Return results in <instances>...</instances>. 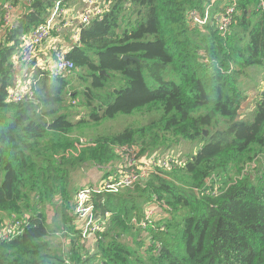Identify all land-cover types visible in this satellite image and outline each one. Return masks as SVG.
<instances>
[{
	"label": "trees",
	"instance_id": "1",
	"mask_svg": "<svg viewBox=\"0 0 264 264\" xmlns=\"http://www.w3.org/2000/svg\"><path fill=\"white\" fill-rule=\"evenodd\" d=\"M55 1L28 0L16 26L0 32V228L22 222L20 236L0 239V264H264V96L258 92L253 111L243 113L251 92L239 84L251 67H264L259 0H236L225 36L219 4L204 25L189 18L209 0H106L104 18L83 28L68 54L82 95L71 79L45 73L32 100L9 102L19 39L47 22ZM68 108L87 118L69 120ZM134 113L149 122L80 143L87 130ZM185 142L200 145L183 165L94 199L101 221L110 218L91 252L75 224L71 175L88 165L114 175L124 161L120 147L142 157ZM146 206L167 217L143 230L131 220ZM57 232L69 240L67 251Z\"/></svg>",
	"mask_w": 264,
	"mask_h": 264
},
{
	"label": "built area",
	"instance_id": "2",
	"mask_svg": "<svg viewBox=\"0 0 264 264\" xmlns=\"http://www.w3.org/2000/svg\"><path fill=\"white\" fill-rule=\"evenodd\" d=\"M15 1L0 0V7L3 10V15L0 18L1 34L5 35L16 26L17 21L12 19ZM84 1L87 3V7L83 9L78 17L80 28L76 33L77 41L71 48H64L57 41L52 40V32L62 22L66 23L64 19V0L55 1L52 13L46 23L36 26L29 33L20 37L19 47L16 49V53L12 59L16 81L10 89L9 102L21 103L32 100L34 96L33 87L45 73L65 79H69L75 75L76 65L68 58V54L80 45V32L82 29L89 26L93 21L102 20L111 6V3L106 0ZM232 1L228 3V0H209V4L203 12L193 10L190 12L189 18L204 25L211 18L210 11L213 10L216 4H219L220 11L216 14L220 16L218 18L219 29L222 31L221 34L225 36L239 12V4H236V0H234V3ZM257 10L262 11L264 14V0H259ZM45 45H49L51 48V58L50 62L41 63L37 59L38 53ZM261 91L264 92V79ZM79 140L82 145H87L93 141H82L81 138ZM94 145L92 144L91 146ZM117 152L124 158V161L119 168L114 167V175L100 184L83 186L74 194L73 215L75 224L81 232L82 243L87 248H93L99 240L98 234L104 231V222L101 221V218L96 213L94 199L97 196L102 194H119L125 190L133 189L140 180L146 178L150 171H154L155 169L170 170L172 166L177 164L174 159L161 152H156L154 155L146 154L142 157H138L132 150L122 149L121 147L117 149ZM105 168L109 169V167ZM145 209L148 210L140 220L134 217L131 221L132 225L141 227L143 230L154 226L160 210L157 206H149ZM109 217L110 214L107 213L106 219ZM9 223L0 233V239L12 240L21 235L22 222L11 219ZM83 260L85 259L83 258ZM93 264H102V261L98 260Z\"/></svg>",
	"mask_w": 264,
	"mask_h": 264
},
{
	"label": "rangeland",
	"instance_id": "3",
	"mask_svg": "<svg viewBox=\"0 0 264 264\" xmlns=\"http://www.w3.org/2000/svg\"><path fill=\"white\" fill-rule=\"evenodd\" d=\"M80 2L82 1V3L84 2L83 0H79ZM84 4V3H83ZM13 63V61H12ZM41 67V65H40ZM78 73L76 72L75 75L69 79L72 80V83L74 85L75 89H78V95H82V92L84 90V83L81 82V80L79 79ZM68 79V80H69ZM264 79V68L260 65H255L253 67H251L246 73L245 75L241 76L239 78V84L242 86V88L248 92H251V94L249 95V100L246 103L245 107L243 108V113H245L247 111V114H250L253 111V101H256L258 98V92H260V94H262V82ZM16 81V79H15ZM14 81V83H15ZM253 93V96H251ZM69 102V101H68ZM66 114H69V120L71 121H78L80 118H87V114L86 111H78L76 109H67V111H65ZM149 122V116L146 115H141L140 113H134L133 115H119L117 118L113 119V120H106L104 122H102L100 125L87 130L84 134L80 135L78 134L77 136H82L80 137L82 141L84 140H91L93 138H96L97 136H106V135H115L118 134L122 131H124L127 128H133V127H138V126H142L144 124H147ZM200 144H188L187 142L185 143H181L178 145V147H174L170 150H166V151H162V153L172 159H174L177 164L176 166H180L184 164V160L185 158L184 155L189 156L191 154L196 153L197 149L195 150V148H198ZM195 150V151H193ZM193 151V152H192ZM174 157V158H173ZM97 169L94 168H86L84 171L82 170H78L76 172H74L71 175V189L73 191H75V189L83 184H88V185H94L93 181L97 180ZM90 175L92 177V180H89L87 178V175ZM112 176V174L107 175L106 177L99 179L96 183L100 184L103 181H106L107 179H109ZM0 178H2V174L0 173ZM89 180V181H87ZM1 182V180H0ZM93 182V183H92ZM147 207V206H146ZM145 207V208H146ZM145 210V211H144ZM142 212V216L146 213V211L148 209H144ZM162 208H160L159 212H162ZM47 213H48V223H52L55 222V211L54 209H52L51 207L47 208ZM164 214V213H161ZM167 216L165 215H161V219L166 218ZM110 218V217H109ZM105 219L103 220L104 222V230H106L107 227V221L109 220ZM133 219V218H132ZM160 219V220H161ZM159 220V221H160ZM132 221V220H131ZM60 222V219L57 220V223ZM107 222V223H106ZM158 222V220H157ZM2 232V228H0V233ZM144 236H146V232H144ZM133 236H129L128 240H132ZM56 241L57 242H61V245L63 244V247L67 248L69 243L68 239H65L63 237V233L62 232H57V235H55ZM134 238V237H133ZM54 240V238H53ZM127 240V241H128ZM55 242V240H54ZM91 252L94 251L95 246L93 248H89Z\"/></svg>",
	"mask_w": 264,
	"mask_h": 264
},
{
	"label": "crops",
	"instance_id": "4",
	"mask_svg": "<svg viewBox=\"0 0 264 264\" xmlns=\"http://www.w3.org/2000/svg\"><path fill=\"white\" fill-rule=\"evenodd\" d=\"M27 1L28 0H24L23 2H19L18 4L15 5V10L13 13V18H12L14 21H18L22 15L26 14V11H27L26 7L28 6ZM64 8H65L64 19H65L66 23L64 24V22H62L52 32V40L59 42L61 46L69 49L77 41L76 33H77L78 29L80 28V23H79L78 17L83 11V3H82V1L80 2L79 0H70L69 2L66 1ZM50 58H51L50 46L45 45V46H43V48L38 53L37 59L40 60L41 63H46V62H50ZM253 95H251V96H253ZM99 166H100V168H99ZM114 167H115V165H114ZM86 168H93V170H94V168L97 169V171H98L97 177L98 178L96 181H93L92 177L89 174L87 175V178L89 180H92L94 182V184H97L96 182L99 179H102V178H104L110 174V169L105 168V166L88 165L87 167H85L81 170L84 171ZM89 180H87V181H89ZM86 185H88V184H83V185L77 187L74 192H76L79 188L86 186ZM160 217H161V215H159L157 217V219H159ZM52 223H51V225H52ZM69 246L70 245H68L67 248L66 247L64 248L63 244H62V249L64 251H67ZM97 261L98 260H96L95 262H97Z\"/></svg>",
	"mask_w": 264,
	"mask_h": 264
},
{
	"label": "water",
	"instance_id": "5",
	"mask_svg": "<svg viewBox=\"0 0 264 264\" xmlns=\"http://www.w3.org/2000/svg\"><path fill=\"white\" fill-rule=\"evenodd\" d=\"M123 59L124 60H128V59H131V58L129 56H125V57H123ZM102 74H105V72H102ZM262 96H264V92H262ZM245 105L243 106V108L245 107ZM205 135H207V133H205Z\"/></svg>",
	"mask_w": 264,
	"mask_h": 264
},
{
	"label": "clouds",
	"instance_id": "6",
	"mask_svg": "<svg viewBox=\"0 0 264 264\" xmlns=\"http://www.w3.org/2000/svg\"><path fill=\"white\" fill-rule=\"evenodd\" d=\"M264 68V67H263ZM262 95V94H261Z\"/></svg>",
	"mask_w": 264,
	"mask_h": 264
}]
</instances>
